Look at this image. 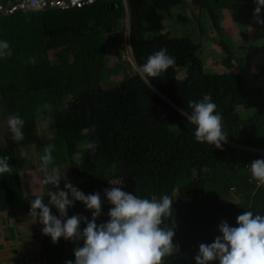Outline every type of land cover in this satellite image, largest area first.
I'll return each instance as SVG.
<instances>
[{"label": "trees", "instance_id": "1", "mask_svg": "<svg viewBox=\"0 0 264 264\" xmlns=\"http://www.w3.org/2000/svg\"><path fill=\"white\" fill-rule=\"evenodd\" d=\"M124 1L135 65L118 52L116 62L105 65L107 46H115L113 36L123 24V0L0 12V41L12 52L0 57V105L8 129L0 157L9 156L13 169L0 175V213L6 210L12 216L26 209L36 195L48 203L51 188L43 194L24 193L22 182L28 174L17 169L13 149L37 142L41 157L43 148L53 144L51 165L67 169V181L85 195L100 193L103 214L97 224L109 219L112 205L103 190L114 186L110 181H122L123 191L141 198L170 196L173 217L166 223L175 222L173 244L178 251L166 257L165 264H195L199 245L222 235V221L235 227L245 211L264 215V184L253 179L248 168L264 159V80L245 83L242 71L232 68L236 48L221 32L213 36L212 45L218 43L225 52L219 59L222 69L209 70L200 56V42L187 32L190 23L200 26L201 9L217 29L216 8H244L247 0ZM161 48L175 62L159 77L149 78L150 89L135 67ZM103 70L111 72L110 84H102L101 78L109 77ZM206 94L217 106L214 114L223 118L228 138L222 149L198 142L196 126L179 111H191L188 102H199ZM45 103L52 105L51 112L38 111ZM14 114L24 120V139L19 142L12 140L7 124ZM92 141L98 143L94 153L84 148ZM75 152L82 153L79 164L72 159ZM74 209L88 218L91 214L76 201L68 217ZM55 211L51 209L53 215ZM64 242L61 237L54 244L43 234L45 264H61Z\"/></svg>", "mask_w": 264, "mask_h": 264}, {"label": "clouds", "instance_id": "2", "mask_svg": "<svg viewBox=\"0 0 264 264\" xmlns=\"http://www.w3.org/2000/svg\"><path fill=\"white\" fill-rule=\"evenodd\" d=\"M123 3L125 7L124 0ZM254 3L256 7L253 17L257 24L264 26V18H261L264 0H254ZM126 9L125 7L128 26ZM11 55L9 44L0 41V57ZM29 62L36 63L34 58ZM174 62L167 49L161 48L150 54L146 63L136 65L135 71L151 89L149 78L159 77ZM216 107L211 95L206 94L199 102H188V109L191 111H179L190 124L196 126L195 138L198 142H207L222 149V143L227 142L228 136L222 130V116L214 114ZM42 110L51 112L52 105L45 103L42 109H38ZM48 123L46 120L44 126L47 127ZM7 124L14 142L24 139V120L18 114L10 115ZM84 148L94 153L98 143L88 142ZM54 150L53 144L43 148L39 166L42 173L39 184L51 185L54 190L48 191L47 204L44 203L43 196H34L30 201L28 215L33 223L39 222L43 225L42 233L50 236L54 244L61 237L77 244L73 254L75 258L66 260L65 264H165V258L178 251V247L173 244L175 222L173 221L171 226L166 223L173 217V200L170 196L164 195L159 199L155 195L151 198H141L123 191L122 181H110L114 186L103 190L107 202L112 205L107 212L109 219L97 224L98 218L103 214L100 193L85 195L67 180L64 188L60 189L62 176L55 169L49 171V165L54 160ZM9 159L7 155L0 157V175L12 172ZM72 159L79 164L82 153H73ZM248 168L252 178L264 184V159L254 160ZM76 201L82 202L85 209L91 211L90 220L80 214L68 217V209L73 207ZM52 208L56 209L55 215L51 212ZM81 223L86 225L82 231ZM236 223L237 226L232 227L227 221H222L218 225L222 235L216 236L211 244L199 245V252L194 257L195 264H213L215 261L219 264H264V215L245 211L237 216ZM80 241H83L82 247L79 246Z\"/></svg>", "mask_w": 264, "mask_h": 264}, {"label": "rangeland", "instance_id": "3", "mask_svg": "<svg viewBox=\"0 0 264 264\" xmlns=\"http://www.w3.org/2000/svg\"><path fill=\"white\" fill-rule=\"evenodd\" d=\"M196 20V23H198V20ZM199 25H195L190 23L188 25V34L193 39V41H199L200 42V56L202 58V61H204V64L207 66L209 59L212 60L213 54L211 55L212 51L216 56V51L218 50V47L216 45H209L211 41L214 40V37L210 34H213L215 30L213 29V18H210L208 15V12L206 9H201V12L199 14ZM186 28V27H185ZM210 32V33H209ZM114 37L115 47L112 44H108L107 47H109L107 53H109V58L106 62V67L112 66L114 62L118 59L117 52L120 53V56L124 58L125 60H128L131 65L134 64V59L131 55V51L129 48V39H128V26H127V19L126 15L123 16V24L120 28L116 30ZM208 46L210 48H208ZM224 50L223 54L224 55ZM220 56V58H221ZM105 69V66H104ZM211 70V68H208ZM214 70L222 69V66H213ZM105 75H108V78H101L102 84H110L112 80H110V71L103 70ZM3 108L0 105V123L2 124V128H4V132H0L1 136H8L7 132V126L2 123L4 118ZM13 152L16 154H13L15 164L22 166L28 170H19L21 173L28 174L27 182H22L23 191L28 193H45L48 189H52L51 185H41L39 184V178L42 176V173L39 170L40 166V156L38 155V144L37 142L29 143L26 146L19 145L16 147V149H13ZM24 154L23 156L21 154ZM57 165H49V171L52 169H55L62 177L60 180V184L63 183V180H69V176L67 175V169H56ZM25 171V172H23ZM23 175V176H25ZM30 209V207H28ZM80 212L75 211V209L70 213V216L79 214ZM69 216V217H70ZM1 217V216H0ZM86 217V216H85ZM89 218H91V214H89ZM39 225V226H38ZM8 226L10 227V233L12 234L13 240L10 241L11 244L14 245L15 249L12 250V252L15 254V258H8V250L5 249V245L2 243L1 237H0V264H45L46 259L45 256H43V251L41 254V247H42V239H43V233L41 234V224L39 222L33 223L30 219L23 220L14 218L13 222H9ZM17 226V227H16ZM9 228V227H8ZM28 237V242L26 241V238ZM26 241V242H25ZM29 243L31 246V249L25 251L26 244ZM67 242H64L63 246V259L61 261V264H65L66 260H70V255L68 254V251L66 248L68 247ZM24 245V246H22ZM9 246V245H8ZM70 246V244H69ZM23 247V248H22ZM67 251V253H65ZM65 253V255H64ZM5 255V257H4ZM7 258V259H6Z\"/></svg>", "mask_w": 264, "mask_h": 264}, {"label": "crops", "instance_id": "4", "mask_svg": "<svg viewBox=\"0 0 264 264\" xmlns=\"http://www.w3.org/2000/svg\"><path fill=\"white\" fill-rule=\"evenodd\" d=\"M255 7L256 5L254 3V0H247V4L246 6H244V8H216V24L218 25L219 29L217 26V29L213 27L215 32L213 34H210L212 36H218L217 32H221L220 34H222L223 38H225L231 46L236 48V59L232 68L242 71L246 84H257L264 80V26L257 24L253 17ZM261 18H264V8H262L261 10ZM212 42L214 43V41H211L209 45H212ZM216 46L218 47V50L216 51L217 56L213 53L215 51H212L211 55L213 54V58L212 60L209 59L207 68L213 69V66L221 65L219 59L223 54V49L218 43H216ZM208 48L210 47L208 46ZM2 123H6L5 119ZM7 138L8 136L6 135L1 136L0 143L4 144L5 142H7ZM16 167L18 170H28L17 164ZM24 193L27 194L25 191ZM1 211L3 213H0V237L2 243L5 245L4 248L8 250V258H15V254L12 252L15 247L10 243V241L13 240L12 234L10 233V227L12 228V226H8V224L9 222H13L14 218H18L19 220L27 219L30 221L31 217L28 215L30 209L26 207V209L24 208L21 211L16 210L12 216H9L8 213L6 214V210ZM80 226L82 230L84 229V227H86L85 224ZM42 228L43 225L41 224V234ZM26 241L28 242V237L26 238ZM65 242L70 244V246L68 244V247L66 248L68 254H73L74 248L77 247V244L72 242L71 240H65ZM25 246V251L28 252V250L31 249V246L29 243H27ZM72 254H70L71 257L73 256Z\"/></svg>", "mask_w": 264, "mask_h": 264}, {"label": "built area", "instance_id": "5", "mask_svg": "<svg viewBox=\"0 0 264 264\" xmlns=\"http://www.w3.org/2000/svg\"><path fill=\"white\" fill-rule=\"evenodd\" d=\"M93 0H0V12H14L20 9L69 8L82 6Z\"/></svg>", "mask_w": 264, "mask_h": 264}, {"label": "bare ground", "instance_id": "6", "mask_svg": "<svg viewBox=\"0 0 264 264\" xmlns=\"http://www.w3.org/2000/svg\"><path fill=\"white\" fill-rule=\"evenodd\" d=\"M37 10H39V9H37Z\"/></svg>", "mask_w": 264, "mask_h": 264}]
</instances>
